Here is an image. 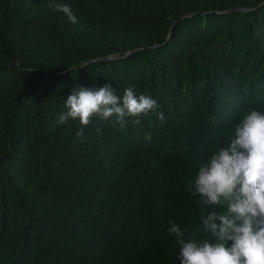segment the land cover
<instances>
[{
	"label": "trees",
	"instance_id": "obj_1",
	"mask_svg": "<svg viewBox=\"0 0 264 264\" xmlns=\"http://www.w3.org/2000/svg\"><path fill=\"white\" fill-rule=\"evenodd\" d=\"M263 2L0 0V264H179L167 228L198 219L189 181L264 111ZM106 84L164 121L59 123L73 90Z\"/></svg>",
	"mask_w": 264,
	"mask_h": 264
},
{
	"label": "clouds",
	"instance_id": "obj_2",
	"mask_svg": "<svg viewBox=\"0 0 264 264\" xmlns=\"http://www.w3.org/2000/svg\"><path fill=\"white\" fill-rule=\"evenodd\" d=\"M48 7L77 23L69 6L50 3ZM65 106L59 123L78 119L82 125L78 136L94 118H114L121 130L129 118L137 125L151 114L161 122L165 119L150 96L137 95L128 87L120 97L111 84L99 90L78 87ZM188 191L200 206L195 225L182 226L170 219L167 228L179 264H264V111L249 108L242 114L223 146L218 145L199 165Z\"/></svg>",
	"mask_w": 264,
	"mask_h": 264
},
{
	"label": "water",
	"instance_id": "obj_3",
	"mask_svg": "<svg viewBox=\"0 0 264 264\" xmlns=\"http://www.w3.org/2000/svg\"><path fill=\"white\" fill-rule=\"evenodd\" d=\"M264 3V2H263ZM234 9H236V8H234ZM237 9H241V8H237ZM181 17H178L176 20H178V19H180ZM172 24L173 23H171V25H170V27H169V30L171 29V27H172Z\"/></svg>",
	"mask_w": 264,
	"mask_h": 264
}]
</instances>
